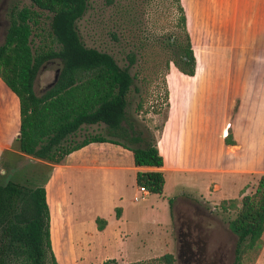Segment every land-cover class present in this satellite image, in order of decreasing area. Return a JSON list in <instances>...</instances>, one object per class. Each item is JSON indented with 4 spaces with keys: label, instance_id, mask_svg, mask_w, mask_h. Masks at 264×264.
<instances>
[{
    "label": "trees",
    "instance_id": "1",
    "mask_svg": "<svg viewBox=\"0 0 264 264\" xmlns=\"http://www.w3.org/2000/svg\"><path fill=\"white\" fill-rule=\"evenodd\" d=\"M29 1V6L10 11V23L0 44V77L17 95L20 107V129L13 144L17 152L6 150L0 158L1 169H5L4 174L0 172V264H57L45 185L53 166L71 152L91 142L108 141L131 150L136 166L163 165L157 137L147 129L137 128L126 112L129 92L138 90L137 75L130 72L134 59L122 67L111 53L86 46L80 37L76 22L85 13L88 0ZM174 1L180 13L177 25L184 34V43L173 42L177 45L178 59L168 60L167 66L172 61L180 72L192 76L196 60L186 17L180 0ZM43 12L50 14V35L57 49H42L33 44L32 36L41 27ZM52 59L60 61L58 77L45 92L38 94L34 89L36 75ZM137 108L142 110L141 100ZM92 124H105L111 136L121 139L96 133L76 141L78 130ZM226 141L233 143L230 134ZM24 155L35 161L15 170L7 179L12 165L8 159ZM164 182L161 170L136 173L137 185L149 193L161 194ZM169 203L172 206V199ZM221 207L237 210L229 227L237 236L235 263L243 264L244 255L250 250L257 251L262 244L264 174L254 191L242 196L239 207L235 198L222 200ZM115 211L118 217L120 208ZM95 221L98 230L106 225L104 218L97 217ZM160 259L172 264L174 255L166 253ZM102 264L117 262L109 258Z\"/></svg>",
    "mask_w": 264,
    "mask_h": 264
},
{
    "label": "rangeland",
    "instance_id": "2",
    "mask_svg": "<svg viewBox=\"0 0 264 264\" xmlns=\"http://www.w3.org/2000/svg\"><path fill=\"white\" fill-rule=\"evenodd\" d=\"M25 5L29 6L30 1L0 0V44L10 23V11ZM49 15L43 12L41 27L32 36L35 47L57 49L50 35ZM179 16L174 0H88L85 13L76 22L86 46L111 53L122 67L127 66L131 58L134 59L130 72L137 75L135 85L138 90L131 89L129 92L126 112L137 128L147 129L155 137L167 116L171 79L176 81L175 74L178 75L179 71L172 61L169 68L167 66L168 60L178 59L177 45H173V42L184 43V34L177 25ZM195 60L197 74L211 70L226 71L229 65L226 62L211 64L200 59L197 61L196 57ZM59 69L60 61L52 59L39 70L34 81L36 93L42 94L55 82ZM177 90L174 91L175 100L179 97ZM140 100L142 110L137 108ZM96 133L121 139L111 136L105 124H92L78 130L75 140L80 141L84 136ZM8 160L12 165L6 173L7 179L15 170L35 161L25 155L18 159L11 156ZM3 170L5 173L3 168L0 172ZM101 174V171L74 172V179L78 180L66 188V202H72L68 209L54 192L57 210L53 212L51 234L57 264H102L109 258H114L117 264H166L160 259L166 253L174 255L172 264H180L177 259L178 234L179 229L185 233L182 222L186 219L200 222L211 233L213 241L227 240L230 263L236 264L237 236L230 230L229 221L236 216L237 210L223 209L221 201L235 198L239 207L242 196L254 191L258 179L251 180L234 195L233 178L226 174L179 173L178 181L185 182L191 189L187 192L198 199L192 202L178 199L176 208L169 215L168 198L178 190L170 182L172 179L168 178V186L162 196L148 195L147 199L134 200L135 195L140 196V190L134 192L137 185L125 186L122 196H116V191L120 189L104 182ZM221 177H224L221 183L223 189L209 195L213 181L219 183ZM125 179L132 182L131 174ZM52 200L50 197L51 204ZM113 203L123 208L119 221H115V216L111 215L114 212L110 208ZM101 215L111 222L104 232L98 230L95 221L97 217L103 218ZM263 244L264 241L257 251H248L243 257V264H264Z\"/></svg>",
    "mask_w": 264,
    "mask_h": 264
},
{
    "label": "crops",
    "instance_id": "3",
    "mask_svg": "<svg viewBox=\"0 0 264 264\" xmlns=\"http://www.w3.org/2000/svg\"><path fill=\"white\" fill-rule=\"evenodd\" d=\"M180 3L197 61L226 62L228 69L203 71L192 76L178 71L176 81L171 79L167 116L157 134V147L163 156L161 167L136 166L131 150L108 141L91 142L55 164L45 185L50 237L53 212L57 210L54 192L68 209L72 202H66V188L78 180L74 179V172L101 171L104 182L118 187L116 196H122L125 186L137 185V171L161 170L165 178L163 192L147 191L142 199H147L148 195L162 196L168 178L172 179L170 182L178 190L169 197L172 206L168 198L169 215L178 199L192 202L197 198L187 192L191 189L185 182L178 181L179 173L226 174L233 178L234 195L264 174V0H180ZM175 90L179 95L177 100ZM19 129V99L0 77V158L6 150L17 151L13 144ZM228 134L233 143L226 141ZM128 174L132 182L125 179ZM222 178L219 183L213 181L209 195L223 189ZM138 188L135 187L134 192H138ZM110 208L114 210L111 215L115 216V221H119L123 208L119 207L118 217L116 204ZM110 223L106 220L101 232L106 231Z\"/></svg>",
    "mask_w": 264,
    "mask_h": 264
},
{
    "label": "flooded vegetation",
    "instance_id": "4",
    "mask_svg": "<svg viewBox=\"0 0 264 264\" xmlns=\"http://www.w3.org/2000/svg\"><path fill=\"white\" fill-rule=\"evenodd\" d=\"M185 233L179 237L180 264H231L228 241H213L210 232L200 222L186 219Z\"/></svg>",
    "mask_w": 264,
    "mask_h": 264
},
{
    "label": "built area",
    "instance_id": "5",
    "mask_svg": "<svg viewBox=\"0 0 264 264\" xmlns=\"http://www.w3.org/2000/svg\"><path fill=\"white\" fill-rule=\"evenodd\" d=\"M139 190H140L141 194H140V196H137V195H136V196L134 197V200H136V199L138 200L139 198H143V193H146V192H147V190H146L144 187H142V186L139 187Z\"/></svg>",
    "mask_w": 264,
    "mask_h": 264
},
{
    "label": "water",
    "instance_id": "6",
    "mask_svg": "<svg viewBox=\"0 0 264 264\" xmlns=\"http://www.w3.org/2000/svg\"><path fill=\"white\" fill-rule=\"evenodd\" d=\"M57 77H58V75L56 76V79H57ZM56 79H55V81H56ZM2 173H4V170L2 171ZM180 229H179V234H178V239H179V237H180ZM179 241V240H178ZM178 251H179V242H178V250H177V259H179V253H178ZM179 261V260H178Z\"/></svg>",
    "mask_w": 264,
    "mask_h": 264
}]
</instances>
